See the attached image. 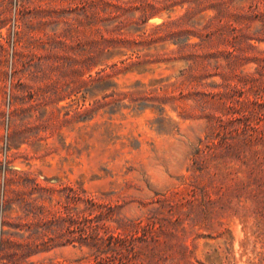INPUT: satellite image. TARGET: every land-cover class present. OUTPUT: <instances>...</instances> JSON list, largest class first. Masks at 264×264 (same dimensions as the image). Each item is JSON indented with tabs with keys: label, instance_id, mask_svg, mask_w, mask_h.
I'll use <instances>...</instances> for the list:
<instances>
[{
	"label": "rangeland",
	"instance_id": "obj_1",
	"mask_svg": "<svg viewBox=\"0 0 264 264\" xmlns=\"http://www.w3.org/2000/svg\"><path fill=\"white\" fill-rule=\"evenodd\" d=\"M50 1L0 0V264H264V0L237 2L219 66L179 29L138 37L102 108L54 23H25Z\"/></svg>",
	"mask_w": 264,
	"mask_h": 264
},
{
	"label": "trees",
	"instance_id": "obj_2",
	"mask_svg": "<svg viewBox=\"0 0 264 264\" xmlns=\"http://www.w3.org/2000/svg\"><path fill=\"white\" fill-rule=\"evenodd\" d=\"M27 1L22 0L23 7ZM239 1L243 0H55L50 1L49 6L40 5L35 11L31 9L25 23L29 29L43 31L47 24L54 23V31L49 35L50 43L62 44L65 51L64 54H53L67 59V69L74 75H81L84 100L88 94L102 95L99 100L102 108L116 104V100H121V95L127 94L118 91V83L112 80V76L115 71L128 72L132 70L131 66L143 62L138 49H132L138 43V37L144 41H156L162 39L161 32L179 29L180 33L187 35L181 41L174 39V43H182L181 49L194 47V64H201L204 55H211L207 60L209 66H219L221 49L216 52L209 49L223 42L225 33L222 27H227L228 23L230 25L245 13L244 4L240 8L242 11L239 9L235 13ZM45 14L50 19L42 16ZM155 17L162 18V22L155 24L151 31L146 30L145 25ZM59 27L61 32L57 30ZM193 36L198 37L199 41L191 44ZM35 40L38 41L39 37H35ZM128 50H132V53L124 58ZM115 57L120 58L111 64L107 62ZM97 66L99 69L93 74L92 70ZM110 96H116L115 100H109ZM7 182L11 184L8 177ZM9 199L11 205L13 197ZM88 201L96 204L93 198ZM27 249L31 251L32 245H28Z\"/></svg>",
	"mask_w": 264,
	"mask_h": 264
}]
</instances>
